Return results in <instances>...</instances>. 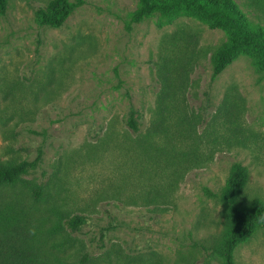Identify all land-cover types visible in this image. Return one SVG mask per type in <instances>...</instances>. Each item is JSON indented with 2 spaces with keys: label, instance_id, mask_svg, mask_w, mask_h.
Returning a JSON list of instances; mask_svg holds the SVG:
<instances>
[{
  "label": "rangeland",
  "instance_id": "374dc122",
  "mask_svg": "<svg viewBox=\"0 0 264 264\" xmlns=\"http://www.w3.org/2000/svg\"><path fill=\"white\" fill-rule=\"evenodd\" d=\"M47 1L9 0L0 13V161L32 160L41 149L39 168L25 178L38 180L47 172L56 200L91 219L78 235L85 246L75 240L62 253L46 248L42 258L57 264L59 254L79 264L89 250L88 264H190L194 257L204 262L190 246L189 233L197 239L215 232L222 210L205 188L218 189L231 163L239 160L251 172L249 194L264 199V74L242 55L211 78L210 53L226 35L198 20L181 17L160 28L158 18L150 17L127 30L138 0H86L58 29L35 19L36 8ZM236 1L253 25L264 28L263 10L248 0ZM163 59L180 60L183 105L209 124L229 96L218 121L220 136L246 142L224 147L213 162L178 181L170 210L164 212L150 210L156 204L131 201V196L155 192L166 177L134 158L126 124L135 108L143 129L151 125ZM207 123L197 127L200 135ZM203 149L209 150L204 143ZM113 222L124 224L107 231L110 247L90 245L87 240ZM236 261L264 264V229L237 249Z\"/></svg>",
  "mask_w": 264,
  "mask_h": 264
},
{
  "label": "trees",
  "instance_id": "16d2710c",
  "mask_svg": "<svg viewBox=\"0 0 264 264\" xmlns=\"http://www.w3.org/2000/svg\"><path fill=\"white\" fill-rule=\"evenodd\" d=\"M85 2L48 0L36 8L35 19L40 26L63 28L74 10ZM248 3L264 11V0H248ZM8 6L9 0H0V13H5ZM150 17L158 18L160 28L186 17L198 20L210 29L224 31L226 39L209 56L211 78L218 77L242 55L250 56L256 71L264 74V28L253 25L236 0H138L126 21V29L132 30L135 24ZM198 59L194 56V61ZM161 65L162 87L151 125L143 129V117L135 108L129 110L126 124L131 129L134 158L142 165L146 162L159 171L161 177H166V183L155 192L131 196V201L141 200L146 206L156 204L150 210L164 212L170 210V198L178 181L191 170L213 162L224 147L231 149L236 145L244 146L246 142L232 136H220L218 121L229 107V96L214 110L209 124L204 115L183 105L185 93H181L180 88L184 84L177 77L184 67L180 60L163 59ZM202 123H207L208 127L200 135L197 127ZM28 131L34 132L32 128ZM203 143L208 146V152L203 149ZM42 160L43 151L40 149L32 160L0 161V264H46L42 258L46 248L62 253L73 247L75 240L85 246L78 235L91 217L83 212L66 210L56 200L58 193L51 186L47 172L38 180L25 178L39 168ZM250 181L249 167L236 160L231 163L226 179L218 189L205 188L207 196L217 200L222 210L215 232L197 239L193 238L192 232L189 233L190 246L205 260L199 263V258L194 257L190 264H211L212 260L218 264H238L237 249L264 229V199L249 194ZM122 224L124 222H113L102 227L99 237L87 241L100 250L107 249L110 247L107 231ZM56 255L57 264H77L61 260L59 254ZM92 259L88 250L80 256L79 264H88Z\"/></svg>",
  "mask_w": 264,
  "mask_h": 264
}]
</instances>
